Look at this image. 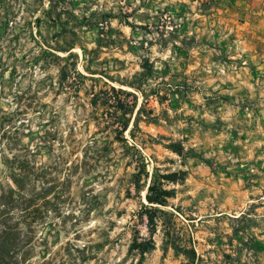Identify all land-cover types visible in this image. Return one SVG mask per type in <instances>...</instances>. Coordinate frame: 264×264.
<instances>
[{
    "label": "rangeland",
    "instance_id": "1",
    "mask_svg": "<svg viewBox=\"0 0 264 264\" xmlns=\"http://www.w3.org/2000/svg\"><path fill=\"white\" fill-rule=\"evenodd\" d=\"M48 1L0 0V20L9 19L7 30L0 24V148L14 152L55 131L66 144L56 139L39 160L52 164L62 153L73 168L96 132L84 93H57L56 63H34L36 42L60 57L74 53L76 69L99 86L128 91L122 83L148 60L153 77L144 89L156 94L143 104L137 93L145 112L135 142L149 173H186L168 186L175 196L163 210L186 225L196 264H264V0H52L55 24L42 15ZM87 59L101 75L88 74ZM172 142L196 157L172 153L165 148ZM119 152L73 170L53 206L60 214H49L55 226L37 229L47 242L34 241L31 263L190 264L164 246L159 229L154 250L143 257L128 250L135 231L148 237L137 215L146 188L135 190L133 166Z\"/></svg>",
    "mask_w": 264,
    "mask_h": 264
},
{
    "label": "trees",
    "instance_id": "2",
    "mask_svg": "<svg viewBox=\"0 0 264 264\" xmlns=\"http://www.w3.org/2000/svg\"><path fill=\"white\" fill-rule=\"evenodd\" d=\"M54 3L50 0L48 8L42 9V15L53 24L56 23L57 17L51 16L55 8ZM36 22H40L39 17H36ZM126 23L131 27L132 24ZM0 24L5 30L8 29L7 14L1 17ZM36 43L39 50L37 56L32 58L34 63L42 61L40 67L43 68L56 63L57 93H64L68 97H78L80 92L84 93L91 107L96 132L83 146L80 162L76 161L73 168L66 167L62 153L53 160L49 158L52 164L39 160L43 155L51 154L56 139L58 144H66L60 141L55 131L44 130L41 135L32 136L35 144L20 145L14 152L7 145L0 148V264H33L31 258L34 241L39 240L42 245H46L47 242L45 237L39 239L36 236L37 229L55 226L54 220L49 219V214L52 210L55 216L60 214L53 206L70 184L73 172L81 166L108 162L112 159L110 153L116 147L120 149L117 157L120 160H127L126 165L133 166L134 172L130 174V180L135 190L139 192L146 188L144 196L146 203L141 204L137 215L146 218L148 237H141L139 231H135L128 250L141 257L154 250V235L159 229L166 248L184 255L190 260V264H196L199 258L195 249L189 246L186 225H181L174 213L163 210L175 196V190L168 186L181 182L186 173L184 171L161 173L157 168L149 173L143 162L141 147L135 142L134 130L138 129L141 114L145 112V106L137 104V93L142 96L143 104H146L148 97L155 93L154 89L148 91L144 89V84L153 77L152 64L144 60L141 65L142 72L134 75L131 81L122 83L133 91L116 88L105 82L99 86V78L88 77L76 69L74 53L60 57L54 53L48 42ZM90 63L91 59H87L84 69L90 76L97 75L98 73H94L88 66ZM86 81L92 82L91 85L86 86ZM156 97L161 99L158 94ZM151 114L152 110H148L147 115ZM50 121L48 119L46 123ZM147 121H154V118L149 117ZM30 131L28 129V132ZM126 132L128 137H125ZM5 136L6 132H3L1 138ZM165 148L182 158L196 157L193 150L185 152L181 143L172 142ZM63 170L65 171L63 177L59 178ZM41 264L47 263L42 260Z\"/></svg>",
    "mask_w": 264,
    "mask_h": 264
},
{
    "label": "water",
    "instance_id": "3",
    "mask_svg": "<svg viewBox=\"0 0 264 264\" xmlns=\"http://www.w3.org/2000/svg\"><path fill=\"white\" fill-rule=\"evenodd\" d=\"M145 199V198H144Z\"/></svg>",
    "mask_w": 264,
    "mask_h": 264
}]
</instances>
